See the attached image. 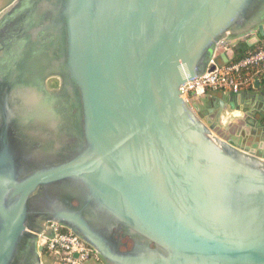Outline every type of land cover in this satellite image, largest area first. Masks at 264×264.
I'll use <instances>...</instances> for the list:
<instances>
[{
	"label": "water",
	"instance_id": "95a60500",
	"mask_svg": "<svg viewBox=\"0 0 264 264\" xmlns=\"http://www.w3.org/2000/svg\"><path fill=\"white\" fill-rule=\"evenodd\" d=\"M254 32L264 0L2 9L0 264H44L51 224L104 264H264V153L181 92Z\"/></svg>",
	"mask_w": 264,
	"mask_h": 264
},
{
	"label": "built area",
	"instance_id": "2783aa9c",
	"mask_svg": "<svg viewBox=\"0 0 264 264\" xmlns=\"http://www.w3.org/2000/svg\"><path fill=\"white\" fill-rule=\"evenodd\" d=\"M213 71L188 81L181 89L183 98L190 104L194 99L201 101L211 92L238 94L254 89L255 83L264 78V45L248 53L238 61H229L223 66L216 65ZM234 113L226 112L220 122L226 125ZM52 234L41 235L39 244L45 253L62 264H88L92 259L100 260L99 254L72 231L58 224H51Z\"/></svg>",
	"mask_w": 264,
	"mask_h": 264
},
{
	"label": "crops",
	"instance_id": "0c3cea01",
	"mask_svg": "<svg viewBox=\"0 0 264 264\" xmlns=\"http://www.w3.org/2000/svg\"><path fill=\"white\" fill-rule=\"evenodd\" d=\"M262 45H264V35L254 32L227 43L224 48L219 49V55L229 54V61H232L237 56L248 54ZM258 82L259 85L255 86L254 89L245 90L238 94L211 92L203 99L204 101L201 100L199 102L208 103V112L211 109H219L220 102H223L226 109L224 108L221 116L226 112L234 113L235 115V118H232L230 122L222 125L224 136H234L237 141L243 138L247 148L264 153V142L262 139H258L264 134V78ZM196 108L201 110L198 102L196 103ZM208 115L209 117L211 116L210 113ZM43 259L44 264H62L46 253ZM88 264L104 263L101 259H92Z\"/></svg>",
	"mask_w": 264,
	"mask_h": 264
},
{
	"label": "rangeland",
	"instance_id": "374dc122",
	"mask_svg": "<svg viewBox=\"0 0 264 264\" xmlns=\"http://www.w3.org/2000/svg\"><path fill=\"white\" fill-rule=\"evenodd\" d=\"M1 9V8H0ZM231 41H232V39H229V40H227L225 43H222L220 46H219V49H222V48H224L225 46H226V44L227 43H231ZM50 85H51V87H53V84H52V81L50 82ZM202 101H204V100H202ZM198 101H196V100H192L191 102H190V105L196 110V112L198 113V115L201 117V118H208L209 117V112H208V103H201V102H198L199 103V105L201 106V110H198L197 108H196V103H197ZM201 103V104H200ZM220 119H221V117H220ZM220 119L218 120V119H215V120H213V123H214V125L216 124V125H218V126H220V127H222V124H221V122H220Z\"/></svg>",
	"mask_w": 264,
	"mask_h": 264
},
{
	"label": "flooded vegetation",
	"instance_id": "af4514ba",
	"mask_svg": "<svg viewBox=\"0 0 264 264\" xmlns=\"http://www.w3.org/2000/svg\"><path fill=\"white\" fill-rule=\"evenodd\" d=\"M13 1L15 0H0V8H1L0 11L4 9L6 6L10 5ZM52 84H53V88L57 87L58 85L57 81H54V80L52 81ZM229 138H233L235 141H237V139L234 136H231Z\"/></svg>",
	"mask_w": 264,
	"mask_h": 264
},
{
	"label": "trees",
	"instance_id": "16d2710c",
	"mask_svg": "<svg viewBox=\"0 0 264 264\" xmlns=\"http://www.w3.org/2000/svg\"><path fill=\"white\" fill-rule=\"evenodd\" d=\"M247 54H242L240 56H237L236 58H234L232 61H238L240 59H242L243 57H245Z\"/></svg>",
	"mask_w": 264,
	"mask_h": 264
}]
</instances>
